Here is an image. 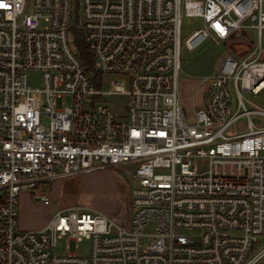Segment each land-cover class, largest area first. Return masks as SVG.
Returning a JSON list of instances; mask_svg holds the SVG:
<instances>
[{
  "label": "built area",
  "instance_id": "obj_1",
  "mask_svg": "<svg viewBox=\"0 0 264 264\" xmlns=\"http://www.w3.org/2000/svg\"><path fill=\"white\" fill-rule=\"evenodd\" d=\"M0 5V264L262 261L264 109L243 95L264 91V0ZM185 18L203 25L183 37ZM206 40L228 52L197 83L201 105L194 94L186 111L182 52ZM31 73L41 87L29 86ZM128 164L136 183L126 224L75 204L41 229L20 228L22 193L51 205V183ZM71 242H87V252H70Z\"/></svg>",
  "mask_w": 264,
  "mask_h": 264
},
{
  "label": "rangeland",
  "instance_id": "obj_2",
  "mask_svg": "<svg viewBox=\"0 0 264 264\" xmlns=\"http://www.w3.org/2000/svg\"><path fill=\"white\" fill-rule=\"evenodd\" d=\"M202 25L203 21L199 18H185L183 37L190 36ZM248 35L252 39L256 38L254 30H250ZM227 52L226 46L217 45L211 40L204 41L194 50H183L178 77V92L186 111H191L194 94L196 101L201 97L203 88L195 90L197 83L216 72L221 57ZM115 78V76L112 77V79ZM28 84L31 88L41 87L40 75L31 73ZM243 96L246 101L264 109V91L259 95L244 94ZM135 167V164L108 167L84 174L83 177H74L65 182L66 179L53 182L48 189L53 198L51 205L31 200L27 193H22L18 199L20 228L23 230L41 229L56 209L71 203L84 204L126 224L131 212V189L136 183ZM67 244L65 239L61 240L56 251L64 252ZM69 245L70 252H77L81 255L85 254L88 249L87 242L80 244L78 250H76L75 242H71Z\"/></svg>",
  "mask_w": 264,
  "mask_h": 264
},
{
  "label": "trees",
  "instance_id": "obj_3",
  "mask_svg": "<svg viewBox=\"0 0 264 264\" xmlns=\"http://www.w3.org/2000/svg\"><path fill=\"white\" fill-rule=\"evenodd\" d=\"M73 34H74V42H75V45L77 47L79 57L84 62L86 69L88 71H92L94 60H93L92 54L89 52V50L87 48V45L85 44V42L82 39L83 33L80 30H78L77 28H74ZM100 78H101V76L99 73L93 74V79L95 81H98Z\"/></svg>",
  "mask_w": 264,
  "mask_h": 264
},
{
  "label": "crops",
  "instance_id": "obj_4",
  "mask_svg": "<svg viewBox=\"0 0 264 264\" xmlns=\"http://www.w3.org/2000/svg\"><path fill=\"white\" fill-rule=\"evenodd\" d=\"M197 105H201V97L199 98V100L197 101ZM84 175H81V177H83ZM74 177H79V176H73V177H69V178H66V180H64V182L65 181H68V180H70V179H72V178H74ZM82 179V178H81ZM80 179V180H81ZM58 181H60V180H58ZM53 199V198H52ZM53 204V203H52ZM75 204H78V203H71V204H69V205H66V206H64V207H68V206H72V205H75ZM81 205H83L84 206V204H81ZM61 208H63V207H61ZM259 264H264V258L262 259V261L259 263Z\"/></svg>",
  "mask_w": 264,
  "mask_h": 264
},
{
  "label": "bare ground",
  "instance_id": "obj_5",
  "mask_svg": "<svg viewBox=\"0 0 264 264\" xmlns=\"http://www.w3.org/2000/svg\"><path fill=\"white\" fill-rule=\"evenodd\" d=\"M260 88H262V87H260Z\"/></svg>",
  "mask_w": 264,
  "mask_h": 264
},
{
  "label": "snow or ice",
  "instance_id": "obj_6",
  "mask_svg": "<svg viewBox=\"0 0 264 264\" xmlns=\"http://www.w3.org/2000/svg\"><path fill=\"white\" fill-rule=\"evenodd\" d=\"M0 6H2V5H0Z\"/></svg>",
  "mask_w": 264,
  "mask_h": 264
}]
</instances>
